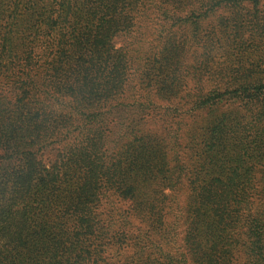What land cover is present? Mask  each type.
I'll return each mask as SVG.
<instances>
[{"label": "trees", "instance_id": "1", "mask_svg": "<svg viewBox=\"0 0 264 264\" xmlns=\"http://www.w3.org/2000/svg\"><path fill=\"white\" fill-rule=\"evenodd\" d=\"M9 1L0 264H264V78L206 92L197 78L174 98L146 55L151 13L194 34L243 0Z\"/></svg>", "mask_w": 264, "mask_h": 264}, {"label": "rangeland", "instance_id": "2", "mask_svg": "<svg viewBox=\"0 0 264 264\" xmlns=\"http://www.w3.org/2000/svg\"><path fill=\"white\" fill-rule=\"evenodd\" d=\"M12 1L15 4H8L10 10L14 6L23 10L31 5L30 0ZM150 1L159 5L166 2ZM201 2L168 0L167 5L198 8ZM145 20L151 26L145 35L150 44L146 55L156 61L154 68H163L161 77L167 78L166 91L169 92L166 96L172 92L174 98L184 97L197 78L201 83L195 88L201 87L204 92L214 88L224 90L229 85L264 78V0L221 3L208 17L199 18L200 28L194 32L197 38L193 37L190 22L174 25L162 12L151 13ZM129 39L124 30L118 31L114 38L115 48L120 50ZM12 92L6 81L0 79V104L4 98H12ZM232 106L225 102L222 108L226 110ZM192 117L186 116L185 125L180 126L185 131L198 124ZM191 194L186 186L177 190L180 211L190 203Z\"/></svg>", "mask_w": 264, "mask_h": 264}]
</instances>
